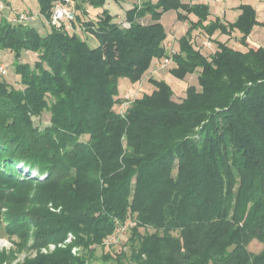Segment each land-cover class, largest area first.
Segmentation results:
<instances>
[{
  "label": "trees",
  "instance_id": "16d2710c",
  "mask_svg": "<svg viewBox=\"0 0 264 264\" xmlns=\"http://www.w3.org/2000/svg\"><path fill=\"white\" fill-rule=\"evenodd\" d=\"M62 1L75 12L71 29L42 34L0 15V51L38 55L16 64L22 88L0 76V230L56 246L21 264H93L99 247L110 264H264V247L249 249L264 245V46L248 44L264 26L257 9L242 4L227 21L207 0H141L126 20L107 9L93 20ZM56 2L38 0L45 25ZM170 10L189 22L174 52L161 22ZM196 30L213 38L210 55L193 43ZM234 33L246 51L214 37ZM164 57L180 80L199 71V87L177 101L151 77L154 89L117 111L120 80L141 81ZM45 113L48 124L36 125ZM130 222L129 252L115 251L106 239Z\"/></svg>",
  "mask_w": 264,
  "mask_h": 264
},
{
  "label": "rangeland",
  "instance_id": "374dc122",
  "mask_svg": "<svg viewBox=\"0 0 264 264\" xmlns=\"http://www.w3.org/2000/svg\"><path fill=\"white\" fill-rule=\"evenodd\" d=\"M6 3V10L1 15H5L8 18L13 17L16 11L19 13L25 11H31L33 14L38 15V19L32 21L33 25L37 24L38 30L44 34L51 30V25L46 22L45 19L40 13V6L38 0H4ZM68 3L73 7L75 11H78V15L82 18L97 19L106 9L113 16H116L119 21L126 20V10L128 9V3L133 6L137 4L136 0H123L117 2L115 0H106L103 6L93 7L89 2L82 4V7L77 9L76 1L67 0ZM141 1V0H139ZM62 3V0H57L56 3ZM209 9L212 17H220L227 21H235L239 16L238 7L242 4H250L257 9L258 19L260 21L264 20V1L262 0H207ZM130 6V7H131ZM86 11V12H85ZM182 10H170L163 14L161 22L163 23L168 38L165 41V46L169 52L176 51L179 49V38L187 31L189 27V22H184L179 19V13ZM191 19H196L194 14H191ZM2 17H0L1 21ZM144 22H151V17L144 19ZM124 26H127L125 23ZM80 33L88 41L90 46L96 47L99 44L98 39L84 30H80ZM93 37V40H89ZM217 40L228 41L230 45L237 49L246 51L248 47L239 43V33H234L231 37L227 35H215ZM89 38V39H88ZM95 39V40H94ZM212 41V45L207 47L204 45V41ZM193 43L197 48H200L201 51L210 55L216 49L215 43H213V38L207 36L202 30H196L193 32ZM249 47L258 48L259 46H264V26L256 25L253 29L252 34L248 39ZM38 59V55L35 52L27 51L22 54L19 60L16 59L15 54L12 51H0V60H2L8 66V75L5 76L8 80V83L14 88H22L21 85V75L16 72L17 62H28L34 64ZM152 65L148 72L144 75L141 81L137 83H132L128 78H122L120 80V98L123 99L122 102L118 103L115 106V109L119 112H125V110L131 105V102L136 98L141 97L144 93L151 92L154 89V85L150 82V78L154 77L156 79H164L169 83L174 90V99L181 101L186 96V89L189 85H198L197 77L199 74L195 72L189 74L185 80H180L175 77L170 69L174 67V64L170 66L159 69L158 65L163 61V58L153 59ZM34 122L36 125L44 127L48 124V115L45 113L40 117H34ZM134 225V222L127 224V228L118 229L117 233L112 234L106 241L114 242V250L120 251L121 249L129 252V238L131 237L130 227ZM144 232V229H140ZM31 229L30 234L33 233ZM150 231H153L150 229ZM33 240L31 237L26 238L25 240L20 238L18 235L9 234L6 230H0V264H21L28 259H33L37 257L40 253H48L55 249V245L51 244L46 248L37 249L32 246ZM53 246H55L53 248ZM264 245L254 240L249 245V249L253 252H260L263 249ZM104 250L99 247L97 249L96 255L97 258L93 260V264H110L109 262H104L101 259Z\"/></svg>",
  "mask_w": 264,
  "mask_h": 264
},
{
  "label": "built area",
  "instance_id": "2783aa9c",
  "mask_svg": "<svg viewBox=\"0 0 264 264\" xmlns=\"http://www.w3.org/2000/svg\"><path fill=\"white\" fill-rule=\"evenodd\" d=\"M6 3L4 0H0V15L5 11L6 9ZM39 17L38 15H35L33 13H30L28 11L25 12H15L13 17H11V21L16 22V23H24V24H29L32 21L37 20ZM75 19V12L69 8L64 2L62 3H57L55 7L53 8L52 14L50 18H48V23L56 26V27H61L64 23L67 25V28H73L72 26V21ZM204 45L207 47L211 46V41L206 40L204 41ZM174 52V51H172ZM170 64H172V57H164L163 61L158 65L159 69L168 67ZM8 75V66L6 63H4L2 60H0V76H7ZM124 228V227H122ZM121 228V229H122ZM118 231V230H117ZM116 231V233H117ZM72 237H68L66 242H71ZM115 236H114V241L111 243L115 242ZM55 246H53L54 248ZM74 252L77 251V248H74Z\"/></svg>",
  "mask_w": 264,
  "mask_h": 264
},
{
  "label": "crops",
  "instance_id": "0c3cea01",
  "mask_svg": "<svg viewBox=\"0 0 264 264\" xmlns=\"http://www.w3.org/2000/svg\"><path fill=\"white\" fill-rule=\"evenodd\" d=\"M120 1H123V0H120ZM135 2L140 3L139 0H136ZM127 5H128V8H130L131 5H130L129 3H128ZM131 7H132V6H131ZM239 14H240V10H239ZM147 17H150V15L146 16L144 19H146ZM36 25H37V24H34L35 27H37ZM44 34H45V33H44ZM88 39H89V38H88ZM91 39L93 40V37H91L89 40H91ZM94 40H95V39H94ZM153 61H154V60H153Z\"/></svg>",
  "mask_w": 264,
  "mask_h": 264
}]
</instances>
